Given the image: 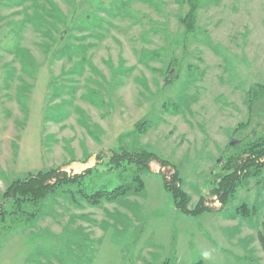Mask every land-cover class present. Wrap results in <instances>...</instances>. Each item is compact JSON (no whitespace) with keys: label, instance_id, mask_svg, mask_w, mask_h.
I'll list each match as a JSON object with an SVG mask.
<instances>
[{"label":"rangeland","instance_id":"374dc122","mask_svg":"<svg viewBox=\"0 0 264 264\" xmlns=\"http://www.w3.org/2000/svg\"><path fill=\"white\" fill-rule=\"evenodd\" d=\"M199 1L187 33L189 0H0V210L13 181L53 168L98 165L96 189L113 191L128 174L104 172L116 149L171 163L151 162L140 196H59L29 225L6 220L0 264H264V186L239 191L251 219L210 194L264 85V0ZM176 171L189 209L203 196L208 211L177 208L159 176Z\"/></svg>","mask_w":264,"mask_h":264},{"label":"trees","instance_id":"16d2710c","mask_svg":"<svg viewBox=\"0 0 264 264\" xmlns=\"http://www.w3.org/2000/svg\"><path fill=\"white\" fill-rule=\"evenodd\" d=\"M189 2L191 10L181 22L186 32L192 33L196 31L200 1L189 0ZM168 73V78L172 81V71ZM247 104L248 120L240 123L234 131L235 135L239 134L243 137L240 138L238 144L228 146L225 161L219 163L222 173L215 177L216 180L211 184L210 189L211 196L217 198L222 208L231 209L233 216L241 219L253 218L257 214V206L252 207L243 200L237 202L239 191L247 189L253 182L256 186H264V133L261 131L252 137L245 133L253 125L257 128L262 126L261 123L264 121L263 84L255 85L248 90ZM112 154L104 172L128 173L126 178L122 177L124 178L122 184L113 191L96 189L93 177L101 173L98 165L73 177L61 169L53 168L13 181L3 195L0 232L4 228L3 223L10 218L12 221L17 220L27 225L34 222L40 216L42 206L49 198L64 196L74 204L82 202L89 207H100L103 203L113 204L131 196H140L146 190L143 175L151 171V162L158 161L162 166L171 165L167 160L145 148L135 151L121 148L112 151ZM159 176L163 178L165 189L174 198L179 210L191 216H198L209 210L203 196L193 211L189 209L191 198L183 190L177 171L171 180L163 175ZM258 238L264 251V233L261 232Z\"/></svg>","mask_w":264,"mask_h":264}]
</instances>
